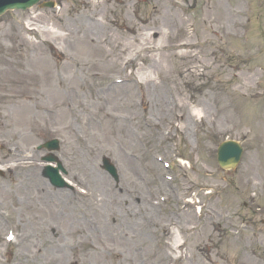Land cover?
Masks as SVG:
<instances>
[{"label": "rangeland", "instance_id": "1", "mask_svg": "<svg viewBox=\"0 0 264 264\" xmlns=\"http://www.w3.org/2000/svg\"><path fill=\"white\" fill-rule=\"evenodd\" d=\"M45 2L55 8L34 6L0 17V264H35L31 256L35 248L44 250L42 235L56 240L57 230L63 232L60 256L56 247L45 248L53 264H113L111 255L131 257L137 264H264V0ZM92 12L93 40L112 53L115 70H107L100 51L80 47V26ZM169 12L182 22L170 19L164 28L163 16ZM129 27L153 36L161 49L151 60L134 56L133 66L118 68L119 53L109 48L107 35L127 48L124 59L137 48L129 43L138 36L123 34ZM185 42L193 45L191 50L174 47ZM116 73L133 76L143 83L137 87L149 90L145 102L150 114L135 115L142 93L135 86L124 105L112 97L101 104L91 98L90 83L107 85L108 76L122 77ZM65 82L75 87L66 90ZM160 89L166 102L183 106L180 115H155L153 97ZM69 101L74 112L65 106ZM198 111L200 121L192 115ZM142 117L153 123L152 129L142 125ZM53 139L60 143L53 156L63 168L66 186L61 189L42 176L41 158L47 152L35 150ZM226 140L243 148L231 171L216 163L217 146ZM104 158L115 167L117 181L102 169ZM87 170L114 193L139 188L127 203L132 213L146 217L149 230H139L137 241L108 235L107 247L98 238L78 243L68 234L69 223L81 220V214L89 219L107 212L94 206V195L84 204L77 197L86 192L76 182L89 180ZM25 173L31 181L44 182L48 191L67 195L71 205L63 204L68 209L62 207L66 213L56 224L50 217L42 222L32 218L25 209L31 190ZM191 198L199 203L182 212ZM46 222L48 228L54 225L49 233ZM9 228L17 236L23 233V239L9 243ZM173 231L183 242L177 252ZM133 247L137 249L131 251ZM177 253L180 262L174 260Z\"/></svg>", "mask_w": 264, "mask_h": 264}, {"label": "bare ground", "instance_id": "2", "mask_svg": "<svg viewBox=\"0 0 264 264\" xmlns=\"http://www.w3.org/2000/svg\"><path fill=\"white\" fill-rule=\"evenodd\" d=\"M99 5V4H96ZM89 5H87L88 7ZM84 14L86 13L83 12ZM89 22L87 23L86 21L82 24V26L85 27L84 30H82V26H80V47L85 48L89 53L95 51V49L97 51H100V53H102V57L101 60L106 62L108 64V69L107 70H111L114 68L115 70V66L117 65L115 61L110 60V57L112 55L111 52H104L103 49H100L99 47V43L100 41H95L93 40V34L96 32V29L93 26V23L95 22L93 20V12L88 15H85ZM164 17V20L162 21L164 24V28L166 27V23L167 21H170L171 19V23H173L175 21V23L177 25H179L182 21L181 19H175L173 20V15L169 13H167ZM174 24V23H173ZM139 30L137 31L134 27H129L127 29H125L123 34H127L128 36H138L136 37V40H132L131 43L129 44H134L137 46V48L131 52V54L128 57H124V59H122L124 53L127 51V48L125 49L124 47H121V45L117 46L116 44H118V37L114 36V35H107L111 40L110 42L112 43L111 46L109 47L110 49H112V52L114 54H117V52L119 53L117 56L120 57L119 63L126 68L127 66H133L134 65V56H137L138 58H140L141 60H146V59H152L154 56L157 55H152L153 53L157 52L159 49H161L159 46H156L153 44L152 42V37L151 35H139ZM46 33V31L44 32ZM98 35L100 36V34L98 33ZM140 36V37H139ZM166 36V35H165ZM161 38H162V33H161ZM160 38V39H161ZM98 40V38H97ZM126 43V47L129 45ZM177 49H186V50H191V48L193 47L192 44L190 43H181V44H175V46ZM183 55V54H182ZM186 56H191V54L186 53ZM84 58V57H83ZM87 57L85 56L84 59H86ZM119 59V58H118ZM73 60V59H72ZM75 61V60H73ZM78 63V62H77ZM77 65V64H76ZM89 65H92V62L89 63ZM86 67V75H89L90 73L88 72V68L89 66H85ZM91 69V67H90ZM119 74L122 77H116L114 78L112 75L108 76V81L109 84L107 85H101L99 82H97L96 84L90 83L93 86V93H92V97L93 99L96 100V102L98 104H101V102L104 101L103 98H114L116 100V102L118 101V103L120 102V105H124L127 98L129 97V95H131V91L133 90L132 87L135 86V90H138L140 93L139 95V106H135L136 112L135 115H146L147 112H149V114L151 113L150 108L147 106L148 103L145 102V95L148 92H144L142 91L139 87H137V84L142 85L143 83H138L137 80L133 77V76H124L121 73H116ZM90 80H92L91 77H89ZM88 78V79H89ZM71 85H74L73 83H69V82H65L64 83V87L66 90H68L70 88ZM75 87V85H74ZM119 88V90L117 91L116 89ZM71 89V88H70ZM122 92H119L121 91ZM123 89L125 91H123ZM132 89V90H131ZM162 89H160L159 93L157 95H154V103L155 105H157V109L158 111H156L155 115H180L181 111L183 112V106L181 105H171V101H167L166 102V97L165 94H163V91H161ZM130 93V94H129ZM113 94V95H112ZM69 94H67L68 96ZM165 103H168L167 106H163ZM70 104V105H69ZM81 104V102H80ZM136 105V104H135ZM171 105V106H170ZM65 106H68V110H70L71 112H74V106L73 103L67 102L65 104ZM166 107V110H163V108ZM187 111V110H186ZM153 115V114H151ZM186 115H190L189 113H187ZM192 115H194L193 117L196 118L198 121H200L201 119V114L200 112H195L192 113ZM114 118V117H113ZM193 119V118H192ZM140 121L142 122V125L146 128V129H152L153 128V123H150L145 117H142L140 119ZM17 168V167H16ZM88 175H89V180L87 179H82V180H78L76 183H78V185L82 186L83 188L86 189L85 191H82L83 195L78 194V199H80L82 204L84 203H91V201H93V195L95 199V203L94 206L97 207L98 211L101 212L105 209V207L107 208V212L106 214H104L103 217L101 218H89L87 219L85 216H83L80 211L78 210V214H81V220L78 221H74L72 223H69L68 226V234L69 233H73L75 235V242L78 243H83L86 242L88 239L90 238H98L96 239L98 242H102L104 245H106L107 247H110V245L108 244V242L105 241V239L108 237V235H110L112 237V239H117L121 242H125V243H130L133 240L137 241V232L139 230H149V227L146 223V217H140L139 212L138 213H132L130 207L131 203H127L128 200H132V198L130 197H134L135 194L139 191V188L136 189H130V190H123L120 191V193H114L113 190L107 188V187H103L102 183H103V179L101 177H99V175H93V173L90 170H87ZM24 181L29 182L28 184L31 186V190H30V194H28L27 197V202L25 204V209L29 210V212L32 214H34V216L32 218H37L40 217L41 222L43 221V219L45 218H49L53 219V221H50V223H54L56 224L57 222H59L61 220V217H63V209H68L67 207H64V203L67 205H71L68 202V198L66 197L67 195H64V193L62 192H50L48 191V189L45 187L44 182L36 179L31 181L30 180V176H28L27 173L24 174ZM105 188V189H104ZM90 190V191H89ZM103 192H105V197L103 195ZM118 208V211H115V209ZM189 208V207H188ZM81 210V209H80ZM189 209H185L182 212H188ZM136 216L139 218V220L136 221ZM80 217V216H77ZM214 221V219H213ZM49 223V224H50ZM139 223L141 225H139ZM101 224V225H99ZM97 226L100 227V230L97 229ZM126 226V227H125ZM54 225H51V227L48 228V222H46L45 227L46 228V232L49 233V230L51 231L53 229ZM44 230H42L43 232ZM58 235H55L56 240H53V238H50L47 236V234L45 233V235H42V243L44 244V250L43 248H35L33 251V255L31 256V260L36 261L38 263L35 262V264H53L52 261H50L49 259H46L45 257V248L46 247H56V255L60 256V254L58 252H60V248H59V244H58V239H62L61 235L63 234V232H61L60 230H57ZM190 233H195V229L190 230ZM177 232H172V247L173 249H177L182 243H181V237H179L177 234H175ZM88 234V235H87ZM166 235V233L164 234ZM24 234L22 233L20 236H16V241L18 242L19 239H23ZM61 237V238H60ZM25 238H29V237H25ZM24 238V239H25ZM60 242V240H59ZM134 249H137L135 247L131 248V251H134ZM51 252V251H49ZM102 253V252H101ZM110 254V252H108ZM26 254L28 255V252H26ZM25 257V255H21V258ZM38 257L39 260H35ZM120 257V258H118ZM116 256V255H111V259L114 260L115 262H112L113 264H137L135 259H131V257H121V256ZM30 259V257H29ZM179 259H182V256H180ZM30 261L26 262L29 263ZM45 262V263H44Z\"/></svg>", "mask_w": 264, "mask_h": 264}, {"label": "water", "instance_id": "3", "mask_svg": "<svg viewBox=\"0 0 264 264\" xmlns=\"http://www.w3.org/2000/svg\"><path fill=\"white\" fill-rule=\"evenodd\" d=\"M40 0H0V15L7 9H24L37 4ZM52 7V5H47ZM51 148V147H50ZM241 150L233 143H225L218 150V164L223 169L234 168L239 162ZM54 160V158H50ZM104 168L115 177V171L109 167L107 162L104 163ZM47 175V174H46ZM48 177L54 185L61 186V181L58 182V177L54 173H48Z\"/></svg>", "mask_w": 264, "mask_h": 264}]
</instances>
